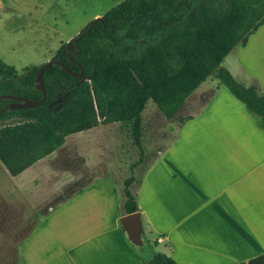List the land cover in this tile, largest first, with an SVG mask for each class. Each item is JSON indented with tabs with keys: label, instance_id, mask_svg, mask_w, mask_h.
Listing matches in <instances>:
<instances>
[{
	"label": "crops",
	"instance_id": "1",
	"mask_svg": "<svg viewBox=\"0 0 264 264\" xmlns=\"http://www.w3.org/2000/svg\"><path fill=\"white\" fill-rule=\"evenodd\" d=\"M220 68L264 95V24ZM142 114L144 158L134 170L150 158L136 191L141 243L132 244L121 225L126 215L115 181L97 178L101 166L88 140L98 125L68 136L18 176L0 162V229L22 236L16 264H148L158 252L177 264H243L264 255L259 118L213 77L170 118L158 109L150 118ZM155 122L170 129L175 123L171 142L160 145L166 130L154 132ZM108 161L104 170L114 167Z\"/></svg>",
	"mask_w": 264,
	"mask_h": 264
},
{
	"label": "trees",
	"instance_id": "2",
	"mask_svg": "<svg viewBox=\"0 0 264 264\" xmlns=\"http://www.w3.org/2000/svg\"><path fill=\"white\" fill-rule=\"evenodd\" d=\"M263 24L264 0H123L99 21L88 23L71 51L66 43L56 50L51 59L75 75L58 65L47 67L42 105L11 109L17 101L0 100L1 164L18 176L60 148L68 136L111 123L130 128L141 162V113L147 102L170 118L208 77L224 85L264 129V95L256 85L245 87L220 68ZM38 68L18 74L0 58V95L40 100ZM80 73L83 79L76 76ZM133 182L134 176L124 182L125 215L138 212ZM148 264L177 263L158 252ZM243 264H264V255Z\"/></svg>",
	"mask_w": 264,
	"mask_h": 264
},
{
	"label": "rangeland",
	"instance_id": "3",
	"mask_svg": "<svg viewBox=\"0 0 264 264\" xmlns=\"http://www.w3.org/2000/svg\"><path fill=\"white\" fill-rule=\"evenodd\" d=\"M122 1L0 0V58L6 64L15 67L18 74L27 66H40L51 60L56 50L75 38L88 23L101 17ZM155 110L157 111L154 103L148 101L142 114L143 118L154 116ZM174 126L175 123L170 129L166 123L152 124L153 131L158 134L166 130L160 145L174 139ZM89 137V140H82V147L85 148L84 144L88 146V141L91 142V149L100 162L98 166H101L97 171L98 179L114 180L115 189L121 195L124 182L130 176H134L133 184H137L142 178L150 156L145 155L142 164L135 170L132 169V165H138L139 151L133 143L129 127L122 124L99 125L95 133ZM146 146L145 150H148ZM107 158L109 161L113 160L112 170H108V165L104 170L101 163L107 161ZM27 174L30 175L26 177L33 176L32 171ZM2 220L1 218L0 221ZM20 237L22 236L10 233L9 230L0 229V264H16L13 249L20 241Z\"/></svg>",
	"mask_w": 264,
	"mask_h": 264
},
{
	"label": "water",
	"instance_id": "4",
	"mask_svg": "<svg viewBox=\"0 0 264 264\" xmlns=\"http://www.w3.org/2000/svg\"><path fill=\"white\" fill-rule=\"evenodd\" d=\"M100 18H96L94 20V23L99 21ZM84 35V32L81 34H78L77 37L72 38L67 42V50L71 51L73 48V43L78 42L82 36ZM52 65H58L63 68V70L69 74L75 75L69 71V69L62 63L54 61V60H49L42 65L39 66L38 71H37V77H36V82H37V89L41 91L42 97L38 101H33L30 99L22 98V97H15V96H10V95H0V100H13L17 101L16 103H13L10 105L11 109L17 108V109H27V108H34L37 106L42 105L45 100H46V90L44 87V82H43V73L45 69L49 66ZM76 76H79L80 78H84L83 74L80 73ZM121 225L123 229L125 230L129 240L131 241L132 244H140L141 243V225H140V214L139 212L129 214L121 218L120 220Z\"/></svg>",
	"mask_w": 264,
	"mask_h": 264
}]
</instances>
